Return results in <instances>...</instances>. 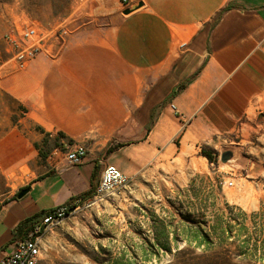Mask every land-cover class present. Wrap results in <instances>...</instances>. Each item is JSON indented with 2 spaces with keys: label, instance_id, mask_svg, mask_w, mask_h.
I'll return each instance as SVG.
<instances>
[{
  "label": "rangeland",
  "instance_id": "obj_1",
  "mask_svg": "<svg viewBox=\"0 0 264 264\" xmlns=\"http://www.w3.org/2000/svg\"><path fill=\"white\" fill-rule=\"evenodd\" d=\"M139 8L121 0H0V150L13 143L15 161L9 171L0 169V205L50 169L56 148L50 133L64 139L61 152L82 141L89 150L122 145L116 135L157 79L152 60L140 66L119 55L120 24ZM28 27L37 33L26 44L38 51L22 67L17 54ZM94 50L110 54L113 66L130 78L114 102L122 116L99 125L44 116L42 90L61 73H78L84 63L96 70ZM101 77L93 74L88 84L99 89L100 83L93 84ZM69 124L74 132L66 129ZM225 153L231 157L223 162ZM129 178L102 201H81L58 223L44 237L41 264H172L176 251L198 256L207 246L227 253L231 264H264V94L230 130L202 139L178 136L172 150L150 155ZM220 219L234 225L229 235H215L200 248L186 239H202Z\"/></svg>",
  "mask_w": 264,
  "mask_h": 264
},
{
  "label": "crops",
  "instance_id": "obj_2",
  "mask_svg": "<svg viewBox=\"0 0 264 264\" xmlns=\"http://www.w3.org/2000/svg\"><path fill=\"white\" fill-rule=\"evenodd\" d=\"M130 1L140 8L129 23L120 24L119 55L140 66L139 61L152 60L157 79L116 135L123 146L107 156L105 147H92L82 165L64 171L56 147L47 161L50 169L25 184L28 193L0 205V261L14 250L13 233L22 221L89 192L95 169L98 186L107 165L134 176L147 157L172 150L178 136L202 139L230 130L264 94V0ZM92 53L96 70L84 63L78 73H61L42 90L48 102L44 116L72 122L84 118L95 125L122 116L114 102L130 78L113 66L110 54ZM93 74L104 78L93 84L100 83L99 89L88 84ZM66 129L74 132L75 127ZM49 137L64 144L58 135ZM12 145L0 150V169L5 171L15 167ZM131 165L134 170L128 169Z\"/></svg>",
  "mask_w": 264,
  "mask_h": 264
},
{
  "label": "built area",
  "instance_id": "obj_3",
  "mask_svg": "<svg viewBox=\"0 0 264 264\" xmlns=\"http://www.w3.org/2000/svg\"><path fill=\"white\" fill-rule=\"evenodd\" d=\"M122 4L129 6V0H121ZM37 30L33 27L25 29L23 34L24 48L17 54V59L21 66L24 67L27 62L31 61L38 49L29 47L26 42L33 41ZM63 155V164L61 171L66 168H73L84 163L89 153V147L86 142H77L67 147L65 152H60ZM128 178L122 171L113 165H107L101 175L100 183L97 188L96 195L93 200L98 202L104 200L109 195L117 192L127 185ZM233 185V182H230ZM74 204H65L59 206L48 213L37 223L26 237L16 241L14 250L4 256L0 264H41L44 252L43 240L53 228L70 216L78 209H72Z\"/></svg>",
  "mask_w": 264,
  "mask_h": 264
},
{
  "label": "trees",
  "instance_id": "obj_4",
  "mask_svg": "<svg viewBox=\"0 0 264 264\" xmlns=\"http://www.w3.org/2000/svg\"><path fill=\"white\" fill-rule=\"evenodd\" d=\"M61 136H64V134L62 133ZM55 144H56V147L60 146V144H58L57 142H55ZM121 146H123V145H119V147H121ZM116 149H117V147L112 148L109 146L105 149L104 153L107 156V155H110L111 153H113ZM204 155L210 161L213 160L212 155L209 152L204 151ZM96 176H97V170L95 169L93 176H92V181H91L92 182V189L89 192L84 193L77 198H72L69 201V203H67V204H70V203L74 204V202H76L77 200L84 202V201L92 199L96 195L97 188H98ZM23 190H28V189L24 188L21 191H23ZM76 207H77V205L74 204L72 209H75ZM47 213L48 212H41V213H38V214H36L32 217H29V218L25 219L24 221H22L14 230L13 241H18V239L20 240V239L26 237L31 231H33L35 225L37 223H39L40 220ZM233 228H234V225H232L230 222H227L223 219H220L216 223V225H213L211 227L212 231L203 234L202 239H200V237L198 235H194V237L186 236V239L190 243L192 241L198 242L199 243L198 247L200 248L201 243H206L209 245L210 238L215 236V235L218 238H221L225 235H229ZM245 230H247V229H245ZM201 234H202V231H201ZM199 239H200V241H199ZM172 264H231V262H230V257L227 253L213 252V251H211L209 246H207L206 248L202 249L201 254L198 256H192V253L176 251V253H174V255H173Z\"/></svg>",
  "mask_w": 264,
  "mask_h": 264
},
{
  "label": "water",
  "instance_id": "obj_5",
  "mask_svg": "<svg viewBox=\"0 0 264 264\" xmlns=\"http://www.w3.org/2000/svg\"><path fill=\"white\" fill-rule=\"evenodd\" d=\"M129 12H130L129 10L126 11V13H129ZM230 157H231V156H230L229 153H225V154L222 155V161H223V162H226V161H228V160L230 159ZM28 191H29V190H23V191H21V192L18 194L17 198H19V199L23 198V197L28 193Z\"/></svg>",
  "mask_w": 264,
  "mask_h": 264
}]
</instances>
